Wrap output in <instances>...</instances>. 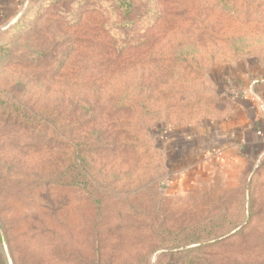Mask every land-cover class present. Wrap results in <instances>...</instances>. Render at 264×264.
<instances>
[{"label":"rangeland","instance_id":"374dc122","mask_svg":"<svg viewBox=\"0 0 264 264\" xmlns=\"http://www.w3.org/2000/svg\"><path fill=\"white\" fill-rule=\"evenodd\" d=\"M134 2L135 16L156 13L134 33L116 28L110 0H22L0 28V264H264V167L179 190L151 150L158 126L222 116L212 76L264 58V0ZM120 97L160 113L128 136ZM54 163L63 184L44 183ZM84 166L94 183L70 185ZM222 215L241 224L167 243Z\"/></svg>","mask_w":264,"mask_h":264},{"label":"crops","instance_id":"0c3cea01","mask_svg":"<svg viewBox=\"0 0 264 264\" xmlns=\"http://www.w3.org/2000/svg\"><path fill=\"white\" fill-rule=\"evenodd\" d=\"M21 1L0 0V28L16 16V4ZM212 79L225 105L222 116L156 129L159 148L168 157L169 184L179 190L220 171L264 167V58L225 65Z\"/></svg>","mask_w":264,"mask_h":264},{"label":"trees","instance_id":"16d2710c","mask_svg":"<svg viewBox=\"0 0 264 264\" xmlns=\"http://www.w3.org/2000/svg\"><path fill=\"white\" fill-rule=\"evenodd\" d=\"M31 2V0H29ZM111 4L113 5L114 9H112L113 13L119 14V25L116 27L117 29L125 30L130 33H134L136 30L135 23L139 22L136 20H142L143 18H149L152 14H156L151 7L146 9L145 12L140 16H135L134 10H135V2L134 0H110ZM21 2H17L16 9L21 4ZM120 50H123V46L119 47ZM214 93V92H213ZM137 97H132L131 99L138 98L139 95H136ZM125 97H120L117 101L118 108L124 110L121 112L125 116H129L132 118L131 123L128 126L127 134L128 136L134 131V127L137 125L145 126L146 122L153 121L155 116L160 113L159 111L152 112L149 111L145 105L146 103L143 101V104L139 101L140 104H142V109H138L131 103L130 101H125ZM55 113L49 112L48 110H44V128L49 127H57V121L55 117ZM158 122L161 121L160 118ZM91 123V122H89ZM87 128L89 129V124L85 123ZM131 128H133L131 132ZM139 131V130H138ZM146 131V128H145ZM142 131L140 134L142 135ZM85 145H89V143H85ZM160 148L157 146H154L151 148V150L158 151ZM58 163L51 164L50 169H55L53 172L49 174L44 175V183L47 184H63L65 181L63 180V177L60 176V171L57 170ZM262 168V167H259ZM67 180L70 185H76L78 187H85L89 183L93 184V178L92 173L90 169L86 166L79 170L77 172V175L74 177V173L70 176L67 175ZM241 214L243 215L244 212L242 211ZM241 219V218H240ZM241 224V221H234L230 220V218L225 217V215H222L221 217L214 218L205 222H202L194 227H190L184 231L175 232L173 234H167L166 240L169 245H172L173 248L179 249L185 246H196L201 245L203 241H206V239H212L215 238L218 235H224L232 230H234L237 226ZM208 242V241H206Z\"/></svg>","mask_w":264,"mask_h":264},{"label":"water","instance_id":"95a60500","mask_svg":"<svg viewBox=\"0 0 264 264\" xmlns=\"http://www.w3.org/2000/svg\"><path fill=\"white\" fill-rule=\"evenodd\" d=\"M2 30H4V29H2Z\"/></svg>","mask_w":264,"mask_h":264}]
</instances>
